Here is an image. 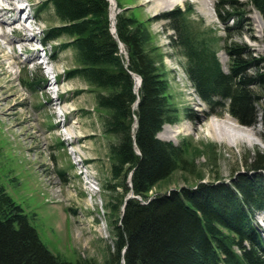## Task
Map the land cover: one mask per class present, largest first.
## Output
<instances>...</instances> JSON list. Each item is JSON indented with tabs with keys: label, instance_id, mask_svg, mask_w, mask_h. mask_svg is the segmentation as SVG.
Returning a JSON list of instances; mask_svg holds the SVG:
<instances>
[{
	"label": "trees",
	"instance_id": "1",
	"mask_svg": "<svg viewBox=\"0 0 264 264\" xmlns=\"http://www.w3.org/2000/svg\"><path fill=\"white\" fill-rule=\"evenodd\" d=\"M249 4L264 20V0H249ZM243 7L238 0H219L216 5L221 22L236 19V24L225 27L228 36L243 17ZM43 8L59 22L47 28L43 41L64 38L63 47L72 52L74 67L66 72L67 77H79L98 90L96 108L107 114L104 132L115 138L108 146L112 178L117 182L111 189L123 188L124 193L132 191L140 198L126 201L119 224L114 225L115 251L108 262L264 264V241L253 221L254 214L264 209V152L256 150L253 157L250 151L245 153V171L228 183L217 177L149 197L157 184L176 171H192L194 164L185 141L175 146L157 136L164 124H175L178 118L169 105L168 83L156 58L145 48L141 25L119 13L112 35L107 0H44ZM189 12V6L186 12L176 8L152 19L168 21L174 32L169 36L171 45L181 50L195 94L210 109L228 110L243 125L255 121L256 104L262 107L264 119V72L247 76L252 64L257 68L264 64V52L255 62L245 56L244 47L226 39L224 51L230 65L223 72L211 45L217 40L194 33L185 18ZM118 43L127 52L126 63ZM132 74L141 80L137 93ZM41 79L37 77V83ZM253 86L261 89L262 97L255 95ZM118 204L111 207L118 208ZM0 264L95 263L83 259L71 263L52 254L23 209L0 186Z\"/></svg>",
	"mask_w": 264,
	"mask_h": 264
},
{
	"label": "rangeland",
	"instance_id": "2",
	"mask_svg": "<svg viewBox=\"0 0 264 264\" xmlns=\"http://www.w3.org/2000/svg\"><path fill=\"white\" fill-rule=\"evenodd\" d=\"M42 1L23 0L22 3L30 6L33 2L36 7ZM238 1L244 5V17L238 20L236 30L229 37L225 27L234 25L236 19L234 22L230 19L226 24L219 22L215 11L219 0L206 3L202 0H167L162 8H157L151 0H115V15L121 13L141 25L145 48L156 58V65L168 83L169 105L178 121L166 125L178 134H168L165 125L158 134L168 138L162 141L175 146L185 141L189 157L193 158L192 171L174 172L157 184L149 197L212 182L217 177L228 183L233 175L245 171V153L250 151L249 156L253 157L252 152L256 150L264 152L262 107L254 105L256 117L251 125H243L228 113L212 112L196 96L184 70L181 50L171 45L169 36L174 32L168 27V21L152 19L176 8L185 11L189 6L190 12L185 14V18L190 29L200 33L205 40L213 37L217 40L211 45L215 47L221 69L227 73L230 59L224 51V40L230 38L229 41L232 39L234 44L244 47L245 56L250 55L255 62L260 61L264 52V20L249 0ZM108 10L110 14V7ZM39 18L41 20L36 21V38L41 37V30L46 26L59 23L51 12L44 11ZM116 20L115 17V22L111 20L109 23L115 24ZM15 25L21 29L23 48L37 45L34 40L30 44V35L22 30L20 24ZM5 29L8 31L3 27ZM5 34L0 36V186L23 209L29 223L52 254L71 263L83 259L95 264H110L108 260L115 251L114 225L119 224L122 205L129 191L124 193L123 188L111 189L117 182L112 178L108 146L115 138L104 132L103 120L107 114L96 108L95 93L98 90L80 78L68 79L65 76L66 71L74 67V62L72 53L64 50L56 60L63 106H55L59 100L49 91L55 86L48 84L51 82L45 75L46 71L38 68L36 62H27L20 56L12 45L14 38H7ZM64 42L66 39L63 38L61 43ZM47 48L51 53L57 51L58 46ZM120 55L126 63L128 55L124 46ZM34 56L36 54L31 53L27 58ZM259 65L261 68L252 64L247 76L263 73L264 64ZM40 73L45 82L37 86L27 84L34 82L36 74ZM252 90L257 97L263 96L258 87L253 86ZM63 112L66 113L65 126L58 116ZM226 115L232 117L237 128L233 127L229 133L214 134L208 128L209 123L218 124L225 120ZM126 183L129 187L128 179ZM118 198L122 199V204H118ZM112 204H118V208H112ZM263 217V213L256 215L258 226Z\"/></svg>",
	"mask_w": 264,
	"mask_h": 264
},
{
	"label": "bare ground",
	"instance_id": "3",
	"mask_svg": "<svg viewBox=\"0 0 264 264\" xmlns=\"http://www.w3.org/2000/svg\"><path fill=\"white\" fill-rule=\"evenodd\" d=\"M153 1V3L157 6V8H162V6L164 4H166L167 0H151ZM176 1V0H173ZM201 1V0H200ZM208 0H202L203 3H206ZM211 1V0H209ZM23 0H0V36H6L5 34V30H3V27H5L4 25L6 24V22L4 21V18L10 17L13 19V21L8 25L11 26L15 25V24H20L22 30H24L25 32L29 31L27 26L25 25L26 21L20 16L22 13H24L25 11H30L31 8L29 6V4L23 5ZM173 3V2H172ZM16 5H18L19 7L17 8ZM116 2L115 0H110V19L115 22V17H116ZM28 11V12H29ZM30 18V17H27ZM7 26V25H6ZM22 46V44H21ZM135 88L137 89V84H135ZM165 127H168V130H165L168 134H173L176 133L178 134L177 131L174 130H170L168 125H165ZM237 128L236 122L231 118H229L228 115L225 116V120L220 121V123H209L208 128L214 133V134H219V133H224L225 131H227L229 133L230 130H232V128ZM233 133V132H230ZM225 134V133H224ZM236 135V134H235ZM158 138L160 139H168L167 137L158 134ZM100 230H102V228H100Z\"/></svg>",
	"mask_w": 264,
	"mask_h": 264
},
{
	"label": "water",
	"instance_id": "4",
	"mask_svg": "<svg viewBox=\"0 0 264 264\" xmlns=\"http://www.w3.org/2000/svg\"><path fill=\"white\" fill-rule=\"evenodd\" d=\"M139 85H140V79H139ZM129 182H130V179H129ZM130 183H131V182H130ZM130 198H136V197L133 196L132 194L128 195V196L126 197L125 201H124V204H125V202H126L128 199H130Z\"/></svg>",
	"mask_w": 264,
	"mask_h": 264
}]
</instances>
